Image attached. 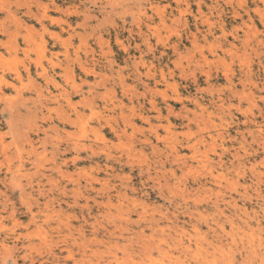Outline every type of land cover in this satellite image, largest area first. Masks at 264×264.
Segmentation results:
<instances>
[{"label":"rangeland","instance_id":"374dc122","mask_svg":"<svg viewBox=\"0 0 264 264\" xmlns=\"http://www.w3.org/2000/svg\"><path fill=\"white\" fill-rule=\"evenodd\" d=\"M0 137V264H264V0H0Z\"/></svg>","mask_w":264,"mask_h":264},{"label":"bare ground","instance_id":"6f19581e","mask_svg":"<svg viewBox=\"0 0 264 264\" xmlns=\"http://www.w3.org/2000/svg\"><path fill=\"white\" fill-rule=\"evenodd\" d=\"M41 14V13H40ZM43 24V23H42ZM59 37H60V35H58ZM57 37V36H56ZM60 39H61V37H60ZM6 42V41H5ZM8 43H9V41H7ZM6 42V43H7ZM11 47V46H10ZM12 48V47H11ZM37 65V64H36ZM15 72V71H14ZM17 72V71H16ZM15 72V73H16ZM20 72V71H19ZM21 73V72H20ZM17 74H19L18 72H17ZM18 76V75H17ZM50 79H51V77H49ZM8 82V81H7ZM9 85V84H8ZM68 94V93H67ZM44 95V94H43ZM37 99V98H36ZM70 101V100H69ZM153 104V103H152ZM10 107V106H9ZM12 107V106H11ZM131 125V124H130ZM1 138V137H0ZM30 139V138H29ZM90 145V144H89ZM76 146V145H75ZM3 148V147H2ZM52 158V157H51ZM48 160V159H47ZM64 162V161H63ZM33 163V162H32ZM59 222H61V221H59ZM12 226L10 227V228H8V229H6L7 231H6V233H5V235L7 236V235H12V238H15V241L16 240H18L19 238L18 237H16L17 236V233L18 232H16L15 230H13L14 229V227H16V226H19V225H21V223L17 220V219H15V220H13L12 222ZM125 223H127V222H125ZM123 224V223H122ZM121 225V224H120ZM70 226V225H69ZM3 227H5V225H2L1 226V228H3ZM124 227V226H123ZM126 228V227H125ZM127 229H128V227H127ZM39 230V229H38ZM136 231V230H135ZM42 232V231H41ZM44 232V231H43ZM73 232V231H72ZM137 232V231H136ZM44 233H46V232H44ZM138 234H139V232H137ZM144 233V232H143ZM19 234V233H18ZM21 234V233H20ZM18 235V236H21V235ZM133 235V234H132ZM135 235V234H134ZM137 235V234H136ZM43 236V235H42ZM133 238V237H132ZM137 238V237H136ZM135 238V239H136ZM5 239H6V237L5 238H2L1 239V243H2V245L4 244V241H5ZM129 239V238H128ZM127 239V240H128ZM134 239V238H133ZM137 240V239H136ZM139 240V239H138ZM138 240H137V244H138ZM113 241V240H112ZM123 241V240H122ZM55 242V241H54ZM134 242H135V240H134ZM13 244L11 245V246H6V247H4L5 249H6V251H4V255L3 256H1L2 257V263L6 260V256L8 257L9 256V258H10V260L12 261V263L13 264H18V256L16 255L17 254V243H14V242H12ZM48 243V242H47ZM95 243V242H94ZM117 244V243H116ZM115 243H114V245H116ZM135 244V243H134ZM134 244H132V245H134ZM139 244H141V243H139ZM27 246H29V248H30V243L27 245ZM81 246V245H80ZM118 246V245H117ZM122 246V245H121ZM112 248H114L113 246H111ZM110 247V245H109V248H108V250H110V249H112ZM120 247V246H119ZM147 247V246H146ZM32 248H34V247H32ZM122 248L124 249V247L122 246ZM139 248H141V246L139 247ZM81 249H83V248H81ZM80 249V250H81ZM119 249V248H118ZM118 249H116V250H118ZM121 249V248H120ZM123 249H121V250H123ZM137 249V248H136ZM32 250V249H31ZM72 249H68L67 251H68V253H69V255L68 256H61V255H59V254H57V253H55L54 251H50V252H47V255L46 254H43V255H41V254H37V255H30L31 253H27V254H25L24 253V255L22 256L21 255V259H22V263L21 264H68L69 262H72L73 264H92L93 263V260H91V259H88V260H86L85 259V257H88L87 256V253L89 254L90 252L88 251V252H86V250H84L83 249V251L80 253V252H78L79 253V257L77 258V257H75L74 256V253L71 251ZM88 250V249H87ZM92 250V249H91ZM90 250V251H91ZM107 250V249H106ZM105 250V251H106ZM141 250V249H140ZM3 251V250H2ZM25 251V250H24ZM102 251V250H101ZM100 251V252H101ZM124 251H125V249L123 250V251H121V254H123L124 253ZM137 251V250H136ZM94 252V251H93ZM99 252V250H98V252H96V253H93V254H98V253H100ZM111 252V251H110ZM114 252V251H113ZM1 253V252H0ZM34 253H36V252H34ZM40 253V252H39ZM131 253H134V252H131ZM91 254V253H90ZM103 254L105 255V254H108L107 252H103ZM103 254H101L100 253V255H101V257H103L102 255ZM126 254V253H125ZM141 254V253H140ZM110 255V254H109ZM133 255H135V253L133 254ZM98 256H99V254H98ZM111 256H112V254H111ZM111 256H109V257H111ZM123 256H124V254H123ZM121 257L120 256V258H124V257ZM129 256V255H128ZM136 256H137V254H136ZM105 257H106V255H105ZM113 257L117 260V257H118V255H116V254H113ZM125 257H126V255H125ZM134 257V256H133ZM99 259H101L100 257H98ZM106 258H108V257H106ZM127 259H128V257H126ZM124 259L125 260V262H127L126 264H128V262L129 261H127V259ZM138 258V257H137ZM139 258H140V256H139ZM104 259V258H103ZM102 259V260H103ZM133 259V258H132ZM107 260V259H106ZM105 260V261H106ZM111 259H109L108 261H110ZM116 260H115V262H116ZM123 260V259H122ZM129 260H130V258H129ZM136 260V259H135ZM134 260V261H135ZM138 260V259H137ZM112 261V260H111ZM118 262H122L121 264H125L124 263V261H119V260H117ZM95 262H96V260H95ZM112 262H114V261H112ZM114 262V263H115ZM131 262V261H130ZM138 262V261H137ZM1 263V264H2ZM111 263V262H110ZM117 263V262H116ZM132 263H134V262H132ZM139 264L141 263V260L138 262ZM138 263H136V264H138ZM96 264H98V263H96ZM101 264H103V263H101ZM105 264H107V261H106V263Z\"/></svg>","mask_w":264,"mask_h":264}]
</instances>
